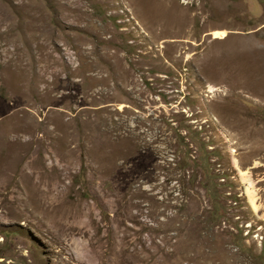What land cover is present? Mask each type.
Returning a JSON list of instances; mask_svg holds the SVG:
<instances>
[{"label": "rangeland", "instance_id": "rangeland-1", "mask_svg": "<svg viewBox=\"0 0 264 264\" xmlns=\"http://www.w3.org/2000/svg\"><path fill=\"white\" fill-rule=\"evenodd\" d=\"M0 264H264V0H0Z\"/></svg>", "mask_w": 264, "mask_h": 264}, {"label": "bare ground", "instance_id": "bare-ground-1", "mask_svg": "<svg viewBox=\"0 0 264 264\" xmlns=\"http://www.w3.org/2000/svg\"><path fill=\"white\" fill-rule=\"evenodd\" d=\"M221 37H222V33H218V32L214 33V38H220L221 39ZM242 174H246V173H242ZM245 195L248 198V202H249L252 210L255 212L258 211V207H257L256 202H255L256 199H255L254 191L250 187H247L245 189Z\"/></svg>", "mask_w": 264, "mask_h": 264}]
</instances>
